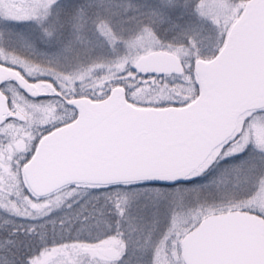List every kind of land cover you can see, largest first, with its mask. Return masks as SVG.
<instances>
[{
  "label": "snow or ice",
  "instance_id": "snow-or-ice-1",
  "mask_svg": "<svg viewBox=\"0 0 264 264\" xmlns=\"http://www.w3.org/2000/svg\"><path fill=\"white\" fill-rule=\"evenodd\" d=\"M0 264H264V0H0Z\"/></svg>",
  "mask_w": 264,
  "mask_h": 264
}]
</instances>
